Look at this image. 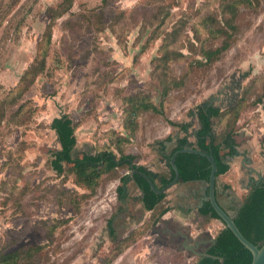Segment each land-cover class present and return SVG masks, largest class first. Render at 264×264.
<instances>
[{
  "label": "rangeland",
  "instance_id": "rangeland-1",
  "mask_svg": "<svg viewBox=\"0 0 264 264\" xmlns=\"http://www.w3.org/2000/svg\"><path fill=\"white\" fill-rule=\"evenodd\" d=\"M63 12V0H0V260L160 264L163 257L168 264L156 247L144 256L160 210L144 209L132 179L123 184L130 169L103 171L91 186L67 165L57 174L51 124L63 115L73 121V159L131 155L133 164L166 175L158 144L170 118L195 123L197 107L233 83L236 100L216 107L235 103L244 89L251 100L263 93L264 0H75ZM219 31L231 46L209 65L207 51L227 41ZM136 99L157 111L131 121ZM213 228L216 236L223 225Z\"/></svg>",
  "mask_w": 264,
  "mask_h": 264
},
{
  "label": "trees",
  "instance_id": "trees-1",
  "mask_svg": "<svg viewBox=\"0 0 264 264\" xmlns=\"http://www.w3.org/2000/svg\"><path fill=\"white\" fill-rule=\"evenodd\" d=\"M75 0H63L64 12L61 15L68 13L73 6ZM50 32H48L49 34ZM220 36L226 35L224 43L221 47L215 50H208L205 56L207 64L211 65L218 60L223 53H225L231 46V36L222 31L217 32ZM50 39L49 34L46 39ZM41 47V45L39 44ZM169 57L166 55L163 60ZM250 76V72L243 75V79ZM249 98V100H248ZM132 105L131 114L129 118L131 121L139 116V112L143 111H157L153 104L147 103L144 99H136ZM264 101V91L251 100L250 95L244 89L241 97L236 103L226 109L222 108H205L197 107L199 111L200 127L195 130L194 141L190 137V125L176 124L172 121H167L172 127L179 128L184 134L183 137L178 138L175 142L172 136H169L165 141L160 142V153L162 158L171 160L172 156L180 150L186 148H193L206 154H212L216 160L218 172L216 178L219 179L230 171V165L227 162L228 157L237 156V142L236 136L239 130L238 122L242 115L252 108L254 111ZM252 107H248V105ZM160 115L164 113L160 109ZM165 116V115H164ZM131 123V122H130ZM51 129L55 131L60 149L52 152V168L62 175L64 173V166L71 167L77 177V181L82 184L91 186L101 177L102 172L114 171L118 168L128 167L130 169V162H134L135 157L131 155H122L118 159L113 152H102L97 155L85 154L79 159H73V152L77 144L75 136V127L73 121L68 115H63L54 120L51 124ZM168 145L173 147L168 150ZM176 166L180 174L181 183L190 182H208L211 174V164L209 160L203 156L196 154H180L176 158ZM134 167L140 172L148 173L157 187L162 189L174 179V173L170 170L169 180L164 179L159 174L147 172L145 167L134 164ZM130 178L124 176L122 178L123 184L128 183ZM142 193V204L144 209L148 212H155L160 210L159 215L154 219L152 227H155L160 218L168 212V208L161 207L166 193L156 195L152 192L148 182L140 176L135 175L132 179ZM160 184V186H159ZM118 194L121 200L126 199L124 194L125 188L119 187ZM202 216L211 218L212 220L221 219L212 208L209 202L205 203L199 210ZM234 222L239 228L243 236L255 246L261 248L264 243V177L263 181L253 187L245 198L242 207L238 210L234 217ZM223 224V223H222ZM223 229L216 235L215 244L209 250L206 256L199 258L194 264H252L253 256L235 237V235L223 224ZM109 236L114 241L117 240L115 230L112 226V221L108 223ZM17 257L16 254L5 255L0 260V263H10L11 260Z\"/></svg>",
  "mask_w": 264,
  "mask_h": 264
},
{
  "label": "crops",
  "instance_id": "crops-1",
  "mask_svg": "<svg viewBox=\"0 0 264 264\" xmlns=\"http://www.w3.org/2000/svg\"><path fill=\"white\" fill-rule=\"evenodd\" d=\"M230 89V87L223 89L226 93L223 95L219 93L220 99L224 101L226 97H230L227 96L231 91ZM196 119L195 123L189 121L188 118L182 120L170 118L169 120L176 124L190 125V137L194 141L192 133H195V130L200 127L197 115ZM238 127L239 130L236 136L238 155L227 158L230 171L217 179V200L221 207L232 217L242 207L254 181L258 180L257 175L253 172L251 173L250 169L257 170L264 177V101L254 111L245 112L238 122ZM165 129L166 134L160 133V142L165 141L169 136L173 137L174 142L184 136L179 128H174L169 123ZM174 136L176 137L174 138ZM160 142L158 144L160 167L166 175L168 172L170 175V170L167 169L168 165L166 167L165 160L160 153ZM145 169L149 173L156 174L146 167ZM167 170L169 171L167 172ZM160 175L161 177L166 176L161 173ZM205 193L208 195V190L201 181L190 183L179 182L166 193V198L161 207L168 208V212L160 218L158 224L146 238L151 244L148 246V251L145 252L144 256H150L152 252L156 251V247L163 254L166 252L168 264H172V260L175 259H170L173 255L175 257L176 255H181L183 258H186L187 262H190L192 257H195L196 261L198 260L199 257L197 251H195L198 250L196 248L197 244H199L198 242L205 243L207 240L211 241L210 237L212 236L213 229H215L213 227L223 225L219 220H212L199 213V210L203 207L201 206V201ZM124 194L126 195V192ZM212 237L215 238L216 236ZM191 238L193 241H197V243L185 246ZM162 260H164L163 257H160V264H163Z\"/></svg>",
  "mask_w": 264,
  "mask_h": 264
},
{
  "label": "water",
  "instance_id": "water-1",
  "mask_svg": "<svg viewBox=\"0 0 264 264\" xmlns=\"http://www.w3.org/2000/svg\"><path fill=\"white\" fill-rule=\"evenodd\" d=\"M224 91H221L220 94H222ZM221 99L218 98L217 100H211L209 102H205L202 103L200 105L201 108H205L206 110L214 107V103L215 101H220ZM236 103V102H235ZM216 108V106L214 107ZM196 115L198 117V121L200 122V118H199V111L196 112ZM195 133H192V136H194ZM58 140V139H57ZM180 154H196L199 156H203L205 158H207L211 164V174H210V178L208 182L205 181H201L202 184H204L206 186V189L208 190V195H206L202 198L201 201V206H203L205 203L209 202L212 206V208L214 209V211L217 213V215L219 216V218L221 219L222 223L235 235V237L239 240V242L248 250L251 252L252 256H253V261L252 264H264V243L262 245L261 248L255 246L254 244H252L251 242H249L244 236L243 234L240 232L239 228L237 227V225L234 222V217H232L229 213H227L219 204L218 200H217V193H218V187H217V172H218V168H217V163L216 160L214 158V156L212 154H206L203 153L201 151L195 150L193 148H186L180 151H177L171 158V160H166L165 163L166 165H170L171 170L174 173V179L168 183L165 187H163L162 189H160L159 187L156 186V184L154 183V181L152 180V178L150 177V175L148 173H144V172H140L138 171V169H136L134 167V164L132 162H130V174L128 175L129 178H133L135 175L142 177L143 179H145L152 192L155 193L156 195H162L167 193L172 187H174L175 185H177L180 182V174H179V170L176 166V158L180 155ZM261 157H263L262 155H260ZM251 173H255L258 177V183L259 184L262 180H263V174L258 172L257 170L251 168L250 169ZM211 238V243L215 244L216 240L213 237ZM192 239V238H191ZM189 239L188 242L185 244V246H188V244H193V243H197V241H193V239L191 240ZM202 254H200L199 257H201Z\"/></svg>",
  "mask_w": 264,
  "mask_h": 264
},
{
  "label": "flooded vegetation",
  "instance_id": "flooded-vegetation-1",
  "mask_svg": "<svg viewBox=\"0 0 264 264\" xmlns=\"http://www.w3.org/2000/svg\"><path fill=\"white\" fill-rule=\"evenodd\" d=\"M237 85H236V83H233V85L232 86H230V90H232L233 91V89L236 87ZM224 92L221 94V95H223V94H225L226 92H225V90H223ZM232 91H230V93H229V95H227V96H231V97H226L225 99L226 100H224L223 101V99H221L219 102L218 101H215V103H214V107H215V104L216 103H222V101L225 103V105H228V104H230L231 103V101H232V98H234L235 100H236V94H234ZM233 96V97H232ZM218 98H220V96H219V94L217 95V97H214V98H211V100H216V99H218ZM210 101V100H209ZM208 101V102H209ZM235 103H233V104H231V105H229V106H227V107H231V106H233ZM226 107V108H227ZM217 108V107H216ZM223 109V108H222ZM130 179H133V178H130ZM263 181V180H262ZM261 181V182H262ZM259 181L258 180H256V181H254V183H253V185L251 186V190L253 189V187H255V186H257V185H259V184H257ZM235 217V216H234ZM185 238V237H184ZM199 244H197V249L198 250H195V251H197V254H198V257L200 256V254H202V256L201 257H199V258H202L203 256H206L207 255V253L209 252V250L213 247V245L214 244H212L211 243V241H209V240H207L205 243L203 242V243H201V242H198ZM199 247V248H198ZM195 248V249H196ZM198 258V259H199Z\"/></svg>",
  "mask_w": 264,
  "mask_h": 264
}]
</instances>
